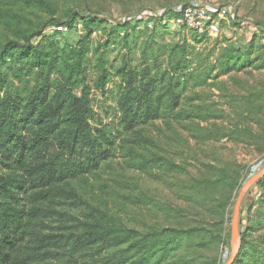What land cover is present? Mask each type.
Wrapping results in <instances>:
<instances>
[{"label":"rangeland","instance_id":"obj_1","mask_svg":"<svg viewBox=\"0 0 264 264\" xmlns=\"http://www.w3.org/2000/svg\"><path fill=\"white\" fill-rule=\"evenodd\" d=\"M55 2L59 10L50 15L26 0H0V40L7 29L3 9H13L23 22L28 20L36 27L47 22L31 43L48 51L55 47L59 57L65 47L86 38L87 18L103 21L92 27L86 40L92 47L85 63L89 115L94 125L117 137V152L74 184L84 203L72 212L82 219L114 214L126 227L161 233L156 242L151 239V246L146 243L142 248L149 259L145 261L143 255L139 264H264V0ZM193 5L225 13L217 15L201 36L171 20L174 8ZM67 14L79 16L58 23L67 21ZM139 15L143 21L131 25L129 33L123 25ZM60 25L68 31H57ZM152 30L156 34L149 47ZM168 44L189 46L191 63L177 70L182 69V84L175 89L181 93L179 100L172 97L173 88H168L171 76L165 79L167 88L160 87L159 68ZM229 45L244 51L252 65L215 79L217 67L201 85ZM8 59H0V74L7 73L10 80L0 85L1 98L15 90L24 92L25 87L24 80L17 78L23 63L12 55ZM99 60L106 71L101 70ZM169 63L162 68L172 69L173 62ZM191 71L193 77L184 82L185 73ZM102 73L108 80L104 88H97ZM149 97L156 106L161 101L160 111L154 105L149 112ZM126 98H135L134 111L139 115L128 132L119 102ZM121 145L126 149L121 151ZM149 154L155 155L152 166Z\"/></svg>","mask_w":264,"mask_h":264},{"label":"trees","instance_id":"obj_2","mask_svg":"<svg viewBox=\"0 0 264 264\" xmlns=\"http://www.w3.org/2000/svg\"><path fill=\"white\" fill-rule=\"evenodd\" d=\"M26 3L39 6L50 15L59 10L55 0ZM78 16L68 15L67 21L58 23L72 22ZM2 17L7 29L0 40V59L8 62L12 55L23 63L17 78L24 80L25 87L24 92L15 90L12 95L0 97V264H139L143 255L148 261L142 248L146 243L150 245L151 239L156 242L161 233L126 227L114 214H91L82 219L72 212L84 203L74 184L117 152V137L94 125L89 115L90 85L85 63L92 47L86 40L92 27L103 21L87 18L86 38L65 47L59 57L60 50L55 47L51 48L55 51H48L31 43L47 22L36 27L28 20L23 22L13 9H3ZM142 21L143 15H139L123 27L129 30ZM155 34L154 30L149 32V47ZM124 41L129 44L128 35ZM163 52V64L168 67L173 62V67L167 71L160 65V87L167 88L165 79L171 76L168 88L175 91L182 84L180 72L191 63L189 46L168 44ZM245 55L234 45L224 47L200 84L217 67L215 79L247 70L252 64ZM13 61L9 63L13 65ZM99 62L101 70L106 71L105 63ZM178 68L182 69L177 71ZM32 74L36 76L33 79ZM184 77V82H188L192 71ZM107 80L108 75L102 73L97 88H104ZM8 82V74H0V85ZM171 94L179 100L181 93ZM126 99L119 102L128 132L139 115L134 111L135 98ZM154 105V98L149 97V112ZM155 107V111H160L161 101ZM120 149L123 151L126 146L121 145ZM154 157L149 154V166L156 160ZM173 164L179 167L176 162ZM244 248L241 246L242 251Z\"/></svg>","mask_w":264,"mask_h":264},{"label":"built area","instance_id":"obj_3","mask_svg":"<svg viewBox=\"0 0 264 264\" xmlns=\"http://www.w3.org/2000/svg\"><path fill=\"white\" fill-rule=\"evenodd\" d=\"M172 22L176 25L187 26L201 36L207 33L209 24L216 22L217 15L222 16L225 11H212L200 5L187 7H176L172 10ZM216 12H219L217 14ZM57 31H68L66 26L60 25L56 27Z\"/></svg>","mask_w":264,"mask_h":264},{"label":"water","instance_id":"obj_4","mask_svg":"<svg viewBox=\"0 0 264 264\" xmlns=\"http://www.w3.org/2000/svg\"><path fill=\"white\" fill-rule=\"evenodd\" d=\"M239 201H238L236 211H235V217H234V222H233V231H232V240H233L232 242L233 243L236 242V244H237L236 232H237V224H238V217H239V203H240ZM235 219H236V221H235ZM229 264H231V262Z\"/></svg>","mask_w":264,"mask_h":264},{"label":"bare ground","instance_id":"obj_5","mask_svg":"<svg viewBox=\"0 0 264 264\" xmlns=\"http://www.w3.org/2000/svg\"><path fill=\"white\" fill-rule=\"evenodd\" d=\"M235 221H236V219H235ZM236 237H237V232H236ZM233 245L236 246V242H234Z\"/></svg>","mask_w":264,"mask_h":264}]
</instances>
